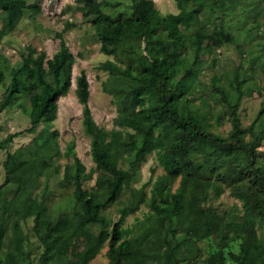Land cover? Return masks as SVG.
Returning <instances> with one entry per match:
<instances>
[{
  "label": "trees",
  "instance_id": "obj_1",
  "mask_svg": "<svg viewBox=\"0 0 264 264\" xmlns=\"http://www.w3.org/2000/svg\"><path fill=\"white\" fill-rule=\"evenodd\" d=\"M43 0H0L4 25L0 41L23 20L25 11L36 15ZM223 0H176L180 11L163 14L154 0H136L133 12L115 15L106 12L110 0H78L77 7L88 15L96 28L101 50L117 55L126 39L145 40V53L132 59L134 68H122L107 59L100 68L110 72L113 82H103L106 91L117 95L118 114L108 129L97 123L89 104L90 83L85 70L76 78V93L83 104V127L91 138V155L96 167L91 171L75 149V141L64 151L58 130L51 128L57 117L58 98L72 85L76 56L64 36L73 26L68 23L57 33L58 49L52 57L46 50L27 45L18 66L10 70L6 91L0 100V113L29 102V125L0 139V150L7 149L18 135L34 134L30 143L11 152L4 162L6 181L0 185V264H90L108 245V264H146L159 259L162 264H264V239L257 225L264 226V164L258 149L264 143V105L247 127L242 124L241 103L245 95L240 74L232 79L235 97L215 82L213 95L228 108L231 129L225 136L211 131L206 116L194 111L190 89L203 54L233 41L223 28H206L202 14ZM192 49L194 60L174 51ZM7 56L0 50V86L5 82ZM129 129H133L131 131ZM157 151L167 174L152 187L150 202L146 185L132 189L131 199L121 208L119 221L112 223L104 209L116 202L134 173L121 166L126 154L135 156L132 163L143 162ZM62 156L72 161L64 166L62 185L72 184V204L60 210L49 207L45 193L41 197L20 194L35 178L52 169L60 172ZM97 172L95 175L94 173ZM211 174L235 182L232 192L243 203L244 214L234 234L225 232L217 212L205 207ZM181 183L174 190L176 178ZM94 182L87 187L86 182ZM15 185L9 195L5 189ZM188 192L189 197H186ZM149 203L151 213L139 238L122 226L125 218ZM189 213L191 216L189 217ZM33 219L30 227L24 222ZM173 218L177 226L172 229ZM232 225H237L235 220ZM167 229H163L166 228ZM185 232L191 240L172 242L167 232ZM152 236L166 241L165 251L155 250L148 242ZM209 239L210 251L202 258L199 241ZM239 241V248H233ZM39 248L37 256L35 249Z\"/></svg>",
  "mask_w": 264,
  "mask_h": 264
},
{
  "label": "rangeland",
  "instance_id": "obj_2",
  "mask_svg": "<svg viewBox=\"0 0 264 264\" xmlns=\"http://www.w3.org/2000/svg\"><path fill=\"white\" fill-rule=\"evenodd\" d=\"M101 1L105 2V0ZM110 1L117 2V4L112 6L104 3L103 8L106 12L113 15L119 12L131 15L136 0ZM77 2L78 0H43V8L40 13L34 15L32 10L27 9L18 26L0 41V50L7 56V61L4 63L7 79L0 86V100L7 88L10 70L19 65L24 47L33 45L39 51L46 50L48 56L52 57L60 44L57 33L62 31L68 23H72L73 26L65 31L64 36L76 56V62L73 65V81L69 91L58 98L57 117L50 123L52 129L58 130L61 148L65 151L68 143L74 140L76 152L86 164L87 170L91 171L96 167V163L91 155V138L85 133L83 127V104L76 93V78L83 70L86 71L90 83L89 104L97 123L108 129L119 128L115 124V117L118 114V105L115 102L117 95L115 92L106 91L103 85V82L107 81L111 86L113 78L109 71L100 68V64L111 59L122 68H134L131 61L134 57L145 53V40L126 39L120 45L117 55L103 52L91 18L77 7ZM154 2L157 9L163 14L180 11L176 0H154ZM201 19L209 30L225 29L232 35L233 41L212 52L203 54V61L196 69V80L190 89L189 97L195 98L190 103V107L206 116V121L209 123L207 128L225 136L231 129V123L228 108L219 103L213 95L215 82L224 88L232 98L236 93H234L235 88L232 81L236 72L240 74V79L244 80L245 95L240 106L244 127L256 119L259 109L264 105V0H223L219 6L207 8ZM3 25L4 20L0 12V28ZM174 51L181 53L190 61L194 60V53L190 48L180 47ZM28 107L29 102L23 100L22 107L13 106L0 113V139L29 125ZM129 130L134 131L133 129ZM33 136L34 134L25 132L15 137L7 149L0 150V185L6 181L4 162L9 154L18 147L30 143ZM258 154L260 161L264 164V143L259 147ZM134 158L135 156L126 154L120 159L121 166L131 169L134 176L119 199L104 209V213L112 223L119 221L121 208L129 203L132 189L146 185L147 200L150 202L154 183L160 176L167 174L166 168L159 160L157 151L148 154L147 159L143 162L133 164ZM71 161V157L62 156L60 172L50 169L35 178L29 188L19 189V193L22 195L31 193L37 197H41L45 193L49 207L55 211L71 206L70 196L73 185H62L61 183L64 177V166ZM94 174L96 175L97 172ZM211 175L208 199L203 202V205L214 208L225 232L234 234L244 214L241 199L232 192L233 184L237 182L216 174ZM181 179L182 176L179 175L173 182L174 190L179 187ZM94 185V182H86V186L89 188ZM15 189L16 186L11 185L5 191L11 195ZM186 197H189L188 192ZM148 202L142 203L139 210L129 214L122 222L123 227L132 229L127 233V237L139 238V233L144 228L143 222L148 221L147 215L151 213ZM188 216L190 217L191 214L189 213ZM233 220L237 222V225H232ZM32 223V218L24 222L31 235ZM176 226L177 220L173 218L172 229ZM163 229H167V227ZM257 229L261 238L264 239V226L258 223ZM166 235L172 242V246L176 245L178 241L190 240L185 232L174 234L169 231ZM32 239L37 240L34 235H32ZM148 242L155 250L162 249L161 252H164L167 246L166 241L159 236H152ZM212 243L209 239L199 241L202 258L208 256ZM238 243L239 241H235L233 244V248L236 250L239 248ZM108 249V245L105 246L91 260L90 264H108ZM39 252L40 249L36 248L37 256ZM146 264L162 263L155 258L147 261ZM182 264H192V262L184 261ZM227 264L234 263L228 260Z\"/></svg>",
  "mask_w": 264,
  "mask_h": 264
},
{
  "label": "clouds",
  "instance_id": "obj_3",
  "mask_svg": "<svg viewBox=\"0 0 264 264\" xmlns=\"http://www.w3.org/2000/svg\"><path fill=\"white\" fill-rule=\"evenodd\" d=\"M77 87V86H76Z\"/></svg>",
  "mask_w": 264,
  "mask_h": 264
}]
</instances>
